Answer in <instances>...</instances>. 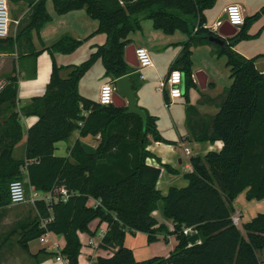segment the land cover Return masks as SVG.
<instances>
[{"label":"trees","instance_id":"16d2710c","mask_svg":"<svg viewBox=\"0 0 264 264\" xmlns=\"http://www.w3.org/2000/svg\"><path fill=\"white\" fill-rule=\"evenodd\" d=\"M47 1L32 4L31 15L19 22L16 35L0 39V51L21 49V60L39 55L32 43L33 32L39 33L52 20ZM52 1L59 15L86 10L98 22L95 34L105 35L107 43L81 65L58 66L56 54H72L83 45L64 35L52 46H44L54 67L43 98L32 99L18 111L19 79L15 75L0 93V225L11 207L13 181H27L28 187L42 194L63 187L73 194L63 203L37 201L38 216L17 223L13 231L2 235L0 250L18 236V244L29 252L31 241L50 233L65 239L60 255L68 264H80L83 244L79 235H95L90 226L98 220L109 226L101 248L115 251L110 258L98 257L95 264H262L257 254L264 250V214L248 221L243 235L233 223V203L244 193L249 201L264 199V72L256 66L264 55L249 59L234 47L250 38L249 31L264 15V7L245 18L231 38L232 45L219 51L220 57H228L232 84L211 120V134L199 140L221 141L222 150L193 157V171L185 175L188 186L170 188L164 196L157 189L162 169L147 162L152 157L148 136L166 142L159 134L157 118L147 113L145 128L142 119L129 114L127 108L102 106L84 97L79 83L100 60L105 76L113 82L132 77L137 69L125 59L133 44L129 36L142 31L143 21L151 20L154 29L165 35L179 31L188 36L170 71L178 69L184 74L189 94L196 87L192 49L212 43L208 39L215 33L206 28V12L218 0ZM65 69H71L68 78L61 77ZM27 116L38 117V122L28 130L25 159L17 160L14 151L24 139L22 119ZM78 131L84 138L99 137L98 146L78 140L69 157L56 156L58 143L69 141ZM161 202L165 218L175 225L173 231L154 216ZM184 228L198 232L202 243L190 246ZM136 233L145 234L150 244L166 233L176 236L179 245L165 258L138 262L125 245L127 235Z\"/></svg>","mask_w":264,"mask_h":264},{"label":"crops","instance_id":"0c3cea01","mask_svg":"<svg viewBox=\"0 0 264 264\" xmlns=\"http://www.w3.org/2000/svg\"><path fill=\"white\" fill-rule=\"evenodd\" d=\"M38 1L39 0H9V3L13 4L12 10L14 11V20H18V22L25 21V19H27L32 13V4H35ZM230 4H237L241 6L243 8L245 18H247L256 15L264 7V0H233L231 3L225 5L223 12H225L226 8ZM46 9L51 15L52 20L45 24L39 33L36 31L33 32L32 43L34 44L36 51L40 52L37 57L21 60V49L9 52L0 51V81L8 82L10 79L9 77L12 75H15L19 79L18 111L21 108L26 107L32 99L43 98L47 90V86L51 82L54 61L53 57L48 51H46L45 47L52 46L53 43L57 42L64 35H70L74 39L82 41L83 45L77 49L76 52L68 55L56 54L54 56V60H56L58 66L72 67L81 65L82 63L88 61L89 57L97 50V47L103 46L107 43V37L105 35L95 34L99 29L98 22L91 19L86 10H75V12L59 15L55 10L52 0L47 1ZM206 18L208 23L207 15ZM219 23H222L221 19H217V21H214L212 25L208 23L206 28L212 30L214 33H218L220 29ZM178 32L169 36L165 35L160 30L157 31L151 28L146 39L142 41L139 39L134 40L131 35L129 36V39L133 42L132 45L135 46L136 49L144 47L149 51V53L151 52V54L155 55L154 67L148 68V70L155 69L156 63L159 64L160 61H164V68H168V74L180 55L183 49V44L188 41V36L186 34L182 33L177 36ZM260 33H262V30ZM236 46L234 47V50L241 56H245L249 59L254 58L252 54L257 55L256 57L264 55V52L259 51V48L264 46V42H260L255 46L257 49L256 51H252L249 46L244 47L243 50H238ZM198 48L193 47V58ZM256 66L259 71L264 72V57H261L257 61ZM200 70H203V73L207 75L206 86L203 89L200 87L196 77V73L201 72ZM70 72L71 69L62 70L61 77L68 78ZM105 73L106 70L104 68V64L100 60L81 79L79 83V93L93 102H98L101 87L105 83H108L104 82V80L106 79L109 81V78L105 76ZM166 77L163 78L162 76L160 78V84L163 79H166ZM145 78L146 77L144 76L141 80L143 81ZM193 79L196 87L192 88V90L189 91V94H185L187 105H179L177 103L178 99L173 105L166 107L167 96L164 91L159 90L160 84L155 86V89L152 88L151 93L155 96V100L144 99L141 101V98H138L137 96L140 93L143 95V93L136 89V86L134 85L135 83L131 77L132 88L136 92V97L138 99V107L143 110L145 109L149 115L157 118L156 125L158 126L159 134L161 138L166 141L158 142L154 140L152 135L148 136V151L152 154V157H149L147 162L153 167L162 169V176L158 182L157 189L161 191L164 196H167L170 188L180 189L188 186V181L185 178V175L193 171L191 165V159L193 157L196 155L204 156L212 151H221L223 148V143L221 141L204 143L199 139L205 138L211 134V120L220 111V104L224 99L227 87L221 83V78L212 69L209 70L196 67L193 70ZM194 89L203 90L205 98L198 99L197 102L193 104L192 100L193 93L195 92H193ZM162 104L166 109H168V112L161 113L160 115L158 106ZM84 115L87 116L88 113L85 112ZM37 122L38 117L36 116L24 117L22 119L24 131L26 129V133H28L29 128ZM98 139L99 137L84 138L80 136L79 131L75 132L69 141L58 143L56 156L69 157L72 148L76 145L78 140L95 148L99 144ZM18 146L20 145L18 144ZM185 147L191 149V155H187L185 153ZM165 165L169 166L173 172L166 170L164 167ZM241 198H245L246 200V193L240 195L233 203V206H235L237 201L241 200ZM257 202L258 201H249L247 199V203L245 202L241 204L243 209L237 210L242 219L246 213L251 214V211H253V214H256L249 215L250 219L244 221L243 225L247 224L248 221L255 218L258 214H264L255 213L257 211L253 205ZM90 205L94 206L95 201H91ZM154 216L159 223L167 225L170 231L174 230L175 225H173V222L171 220H167L164 216L162 202L159 204V210L154 213ZM4 223L5 222L3 221L0 226L4 225ZM90 227L95 235H88L86 233H80L79 235L81 244H83L81 256L79 257L80 264H95L94 262L97 261L96 259H98V257L110 258L115 251V249L106 250L101 248V240L109 230V226L106 223H100L97 220V222L92 223ZM2 235L3 234H1L0 237ZM97 236L99 237L97 238ZM187 237L188 241H190V246L202 243L198 232L194 230H192ZM35 242L40 243L37 248H33L31 245ZM125 242L126 247L133 250L134 257L138 262L148 261V259H152L154 257L165 258L169 256L170 253H172L179 245V241H177L176 236L168 235L166 233L158 235L157 243L150 244L147 242V236L142 233L128 234ZM8 244H10V242ZM65 246V239L63 237L51 234L49 235V239L46 244L42 243L40 239L31 241V243H29V256L32 258L31 261H33L34 264H42V261L40 260L47 258L50 251H52L56 253L52 254L56 255L55 260L57 261V257L61 256L60 253L64 250ZM260 253L262 255L264 250L258 252L257 254L261 263L264 264V257H261ZM8 258L12 259L8 260L6 264L25 263L21 257ZM57 263L68 264V261L62 260L57 261Z\"/></svg>","mask_w":264,"mask_h":264},{"label":"rangeland","instance_id":"374dc122","mask_svg":"<svg viewBox=\"0 0 264 264\" xmlns=\"http://www.w3.org/2000/svg\"><path fill=\"white\" fill-rule=\"evenodd\" d=\"M11 1V0H10ZM233 0H218L216 7L213 9H209L206 12V15L208 16V23L210 25L213 24L214 21H217V19H221L222 23L225 24V21L228 20V16L226 14V12H223V9L225 7V5L231 3ZM13 9V4L9 3V12L11 13V19L12 22L10 24V36H15L16 35V30H17V22L18 20H14V11ZM245 16V15H244ZM252 17V16H251ZM146 22V23H145ZM143 27H142V31L140 32H136V33H132L131 37L134 40H144L146 39V37L148 36V32L151 28L154 29L153 23L151 20H145L143 21ZM146 24V25H145ZM262 30V33H260V31ZM264 15H262L258 21H256L250 31H249V35L250 38L248 39H244L242 40V42L237 44V48L238 50H243L244 47L249 46V48L251 47L252 51H256L257 49L255 48L256 45H258L260 42H264ZM180 34H182V32H178L179 36ZM135 35V36H134ZM134 36V37H133ZM231 39V38H229ZM139 44V43H138ZM140 45V44H139ZM138 45V46H139ZM232 45V44H231ZM199 47V48H198ZM198 50H196L195 55H194V65H193V70L196 67L199 68H203V69H212L213 71H215V73H217L219 75V77L221 78V83H223V85H226V87L228 88L231 84V71L230 68L227 66V61H228V57L227 56H223L220 57L219 56V51H221L224 47L219 46L218 44L215 43H209V44H205L203 46H198ZM259 51L264 52V46L259 48ZM150 56L153 59V62L155 60V55L151 54L150 52ZM252 56L255 58L257 55L252 54ZM164 61H160L159 64L156 63V68L153 70H143V72L141 73V75H144L146 78L145 80H141L140 75L137 74H133L132 79L134 81V85L136 86V89L140 92L143 93V95L138 94V98H141V101H143L144 99H151V100H155V96L152 95V88L155 89V86L160 84V78L163 76V78H165L168 74V68L165 67L164 68ZM201 72H203V70H200ZM160 77H159V75ZM164 80V79H163ZM113 82L112 79L108 80H104V82ZM148 87V89H147ZM192 90V89H191ZM183 98L179 99L177 101V103L179 105L184 104L185 106L187 105V101H186V97L185 94L187 93L186 89H183ZM195 91V92H194ZM193 100L192 103L194 104L195 102H197L198 99H204V91L203 90H193ZM178 106V105H177ZM159 108V113L161 115V113L164 112H168V109H166L164 107V105H160L158 106ZM26 129L24 131V139L23 141L19 144L20 146H18L17 150L14 153V158L17 160H24L25 158V152H26V145H25V141H26ZM26 184V191H27V195H29V203L24 204V205H13L8 209V215L6 216L5 220H4V225L0 226V235L1 234H5V233H9L11 231L14 230V226L19 223L22 222L28 218H35L36 216H38V211H36L35 209V204L33 202V199L36 198V196L33 194L34 190L30 187H28L27 185V181H25ZM43 197V194H42ZM247 203V199L245 200V198H241V200L237 201V203L235 204L236 206V211L243 209L241 206L242 203ZM255 206V210L257 212L255 213H264V200L257 202L256 204L254 203ZM234 213V215H236L238 213V211ZM249 215H256L253 214V211H251L250 213H246L244 215V218L242 219V225L239 227L240 231L242 232L243 235H245V231H244V221H246L249 218ZM259 215V214H258ZM256 217V216H255ZM100 236V233H99ZM97 236V238L99 237ZM19 241V237L18 236H14L11 240H10V244H7L6 246H4L1 250H0V264H6L8 260H11L12 258H8V257H21L22 260L25 262L24 264H34L32 260V258L29 256V252L26 251L25 249H23L21 246H19L18 244ZM12 243V244H11ZM18 244V245H17ZM33 248H37L40 243L39 242H35L33 244H31ZM55 252L50 251V254H48L47 258L45 259H41L40 261H42V264H58L56 259V253L52 254ZM261 257H264V253L261 255ZM8 258V259H6ZM31 258V259H30ZM95 263V262H94Z\"/></svg>","mask_w":264,"mask_h":264},{"label":"built area","instance_id":"2783aa9c","mask_svg":"<svg viewBox=\"0 0 264 264\" xmlns=\"http://www.w3.org/2000/svg\"><path fill=\"white\" fill-rule=\"evenodd\" d=\"M228 16V22L236 28L238 31L241 30L242 26L245 24V16L243 8L237 4H230L225 10ZM12 22L11 13L9 12V0H0V39H7L10 35V24ZM19 22H17V25ZM224 23H219V28L223 26ZM136 58H138L139 66L136 73L141 75L143 70L154 67L153 59L150 56L149 51L142 47L136 49ZM169 75L163 80L160 84L159 90L164 91L167 95L166 107L173 105L178 99L183 98L184 94L182 91V84L184 80V74L178 69L170 71ZM141 78H144V75H141ZM8 85L7 81H0V93ZM99 104L102 106H111L114 105V96L117 93L116 82L105 83L100 89ZM185 153L191 155L192 151L190 148L185 147ZM198 156V155H196ZM33 194L36 196L33 199V202L45 201L50 202H67L73 194L63 187L58 188L50 193L43 194L37 191H34ZM10 195H11V206L13 205H24L29 203V195H27L25 183L22 181H13L10 185ZM233 223L236 226L242 225V217L239 213L233 215ZM191 228H184V233L188 235L192 232ZM50 233L43 236L40 240L42 243L46 244L49 239ZM58 248V246H57ZM66 261L62 256L57 257V261Z\"/></svg>","mask_w":264,"mask_h":264},{"label":"water","instance_id":"95a60500","mask_svg":"<svg viewBox=\"0 0 264 264\" xmlns=\"http://www.w3.org/2000/svg\"><path fill=\"white\" fill-rule=\"evenodd\" d=\"M238 34V30L234 28L228 21L219 29L218 33L209 36L211 42L218 44L221 47H226L229 45L227 38L235 37ZM125 59L134 68L139 66L138 58H136V47L129 46L125 53ZM196 77L200 87L205 88L207 81V75L203 72L196 73ZM117 93L114 96V105L117 107L127 108L129 114L138 115L142 121L143 125L148 122V115L146 110L138 107V99L136 97V92L132 88L131 77L127 76L116 81ZM185 88V76L182 84V91Z\"/></svg>","mask_w":264,"mask_h":264},{"label":"flooded vegetation","instance_id":"af4514ba","mask_svg":"<svg viewBox=\"0 0 264 264\" xmlns=\"http://www.w3.org/2000/svg\"><path fill=\"white\" fill-rule=\"evenodd\" d=\"M228 39V41H229V44H231L232 43V40L231 39H229V38H227Z\"/></svg>","mask_w":264,"mask_h":264}]
</instances>
